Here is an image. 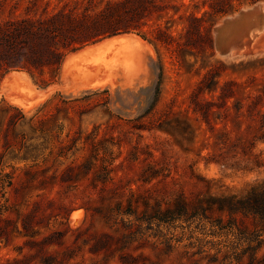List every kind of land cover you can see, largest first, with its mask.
<instances>
[{"label":"rangeland","instance_id":"obj_1","mask_svg":"<svg viewBox=\"0 0 264 264\" xmlns=\"http://www.w3.org/2000/svg\"><path fill=\"white\" fill-rule=\"evenodd\" d=\"M109 1L0 0V24ZM208 1L147 3L134 18L142 32L113 37L130 43L63 66L47 88L26 70L0 80V264H251L227 214H177L184 198L243 194L264 178L244 168L248 147L264 157V34L243 51L219 46L216 31L264 0L213 18V48H189V17ZM159 29L175 42L142 36Z\"/></svg>","mask_w":264,"mask_h":264},{"label":"trees","instance_id":"obj_2","mask_svg":"<svg viewBox=\"0 0 264 264\" xmlns=\"http://www.w3.org/2000/svg\"><path fill=\"white\" fill-rule=\"evenodd\" d=\"M181 1L184 6L193 2L190 0L191 2L186 4ZM258 1L260 0H209L207 3L209 10L204 12L212 18L209 23H205L204 14L198 16L192 13L189 17L191 23L186 27L188 47L197 48L200 45L203 50L206 47L213 48L211 33L215 23L213 18L233 12L245 3ZM147 3L158 5L156 0H117L109 1L104 8L95 12L88 9L78 12L64 7L56 12L46 11L38 18L28 16L1 23L0 80L11 71L26 70L34 83L41 88L60 83L62 67L70 53L119 34L131 32L140 34L143 23L136 22L134 18ZM142 36L154 44L171 45L175 42V37L162 29L154 32L152 36L146 35V32ZM197 41H200L198 45ZM45 70L48 71V76L45 75ZM232 92L229 83V98ZM55 96L62 97L63 93L58 91ZM86 97L87 95L82 98ZM53 98L46 100L43 105L51 103ZM63 103L65 107L67 101L64 100ZM233 106L236 107L235 104ZM203 112L206 114L205 110ZM261 115L262 129L258 138L264 141V113ZM33 117L30 120H33ZM25 119V115L21 114L13 120L25 124ZM38 122L41 125L44 123L41 119ZM28 124L34 128V120L28 121ZM251 148L248 147L247 151H244L246 158L244 168L248 170L264 168V157L254 153ZM178 210L177 214L184 216L186 220L207 218L206 215L211 211L227 214L229 233L241 235L248 242V250L252 253L251 264H264V257L257 255L264 244V178L251 184L243 194L208 193L203 197L184 198L178 204Z\"/></svg>","mask_w":264,"mask_h":264},{"label":"water","instance_id":"obj_3","mask_svg":"<svg viewBox=\"0 0 264 264\" xmlns=\"http://www.w3.org/2000/svg\"><path fill=\"white\" fill-rule=\"evenodd\" d=\"M264 27V4H256L252 8L240 11L234 17L225 19L217 28V42L219 46L229 45L238 41L243 48L246 41L252 40V35ZM227 50V48H225Z\"/></svg>","mask_w":264,"mask_h":264},{"label":"bare ground","instance_id":"obj_4","mask_svg":"<svg viewBox=\"0 0 264 264\" xmlns=\"http://www.w3.org/2000/svg\"><path fill=\"white\" fill-rule=\"evenodd\" d=\"M262 34H264V27L261 28L260 30H257V32L252 35V39L253 40H251V41L248 40V41L245 42V46H244V48H242V50L243 51L250 50L251 46L253 45V43L255 42V40L257 39V37L260 36V35H262ZM130 42L131 41L128 38H126V37L114 38V39L105 41V42H103V43H101V44H99L97 46H94V47H91V48H88V49L83 50L80 54L76 55L72 59L71 63L73 64L78 59H82V58L88 57V56H90V55H92V54H94L96 52L98 54L99 53L98 51L103 50V49H106L108 47L117 46V45H123V44H128Z\"/></svg>","mask_w":264,"mask_h":264},{"label":"crops","instance_id":"obj_5","mask_svg":"<svg viewBox=\"0 0 264 264\" xmlns=\"http://www.w3.org/2000/svg\"><path fill=\"white\" fill-rule=\"evenodd\" d=\"M122 34H119V35H116V36H121ZM116 36H113V37H116ZM113 37H110V38H108V39H114ZM132 40H135V39H132ZM85 50V49H84ZM83 50L81 49V51L79 50V52L77 51V53H73L74 55L72 56V55H69L67 58H66V60H65V62H64V64H63V66H64V69H65V71H67L71 66H72V63H71V61H72V59L76 56V55H78V54H80L81 52H82ZM63 68V67H62Z\"/></svg>","mask_w":264,"mask_h":264}]
</instances>
